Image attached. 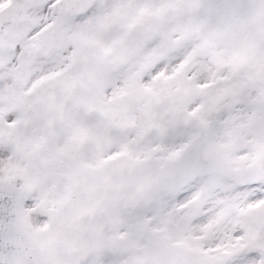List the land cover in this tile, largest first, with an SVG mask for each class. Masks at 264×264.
<instances>
[{
  "label": "snow or ice",
  "instance_id": "obj_1",
  "mask_svg": "<svg viewBox=\"0 0 264 264\" xmlns=\"http://www.w3.org/2000/svg\"><path fill=\"white\" fill-rule=\"evenodd\" d=\"M0 264H264V0H0Z\"/></svg>",
  "mask_w": 264,
  "mask_h": 264
}]
</instances>
